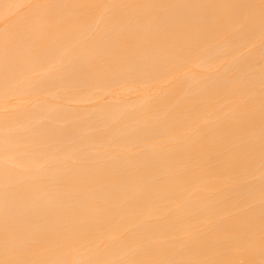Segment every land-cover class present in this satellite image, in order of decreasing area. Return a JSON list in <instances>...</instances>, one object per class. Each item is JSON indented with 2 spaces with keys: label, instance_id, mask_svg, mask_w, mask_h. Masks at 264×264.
I'll use <instances>...</instances> for the list:
<instances>
[{
  "label": "snow or ice",
  "instance_id": "snow-or-ice-1",
  "mask_svg": "<svg viewBox=\"0 0 264 264\" xmlns=\"http://www.w3.org/2000/svg\"><path fill=\"white\" fill-rule=\"evenodd\" d=\"M9 7L23 15L0 39V264H264V0ZM232 22L249 37L259 23L258 72L217 71L229 102L174 136L150 130L65 142L55 109L24 115L14 103L15 76L37 65L99 86L148 67L211 60L213 40ZM212 161L223 180L206 179ZM174 189L194 207L190 217L105 235L107 225L160 205Z\"/></svg>",
  "mask_w": 264,
  "mask_h": 264
},
{
  "label": "bare ground",
  "instance_id": "bare-ground-1",
  "mask_svg": "<svg viewBox=\"0 0 264 264\" xmlns=\"http://www.w3.org/2000/svg\"><path fill=\"white\" fill-rule=\"evenodd\" d=\"M67 3L94 4L121 2V0H0V39L6 29H11L23 13L10 5L19 3ZM169 2V0H156ZM197 3H258L259 0H177ZM103 27L101 23L99 25ZM95 27V25H94ZM36 39H40L39 36ZM211 60L194 62L191 65L167 66L166 68H144L127 72L121 76H110L96 85H79L61 78V73L47 64L37 65L27 74L14 78L17 94L14 103L24 115L32 112L43 114L48 109L57 111L56 125L66 130L62 137L66 142L74 137H98L105 133L156 131L165 138L198 120L201 123L211 118V113L222 104L229 102L223 91L222 79L217 71L234 65L238 74L243 75L250 67L259 70L262 62L260 29L257 23L252 35L245 36L240 25L232 22L223 26L222 34L213 40L209 51ZM220 61H224L223 64ZM198 82H203L200 84ZM72 84L71 87H68ZM206 88V91H202ZM4 85L0 77V122L3 117ZM213 93H217L213 95ZM175 125V127H169ZM26 166L29 161H16ZM206 179L223 180L224 169L212 161L206 166ZM179 189L172 190L158 206L146 205L138 213L107 225L106 236L119 237L124 230L139 231L146 225H164L177 216L190 217L194 207L186 205L178 195ZM232 193L225 192L227 196ZM172 215L169 216L168 213ZM224 223L231 221L226 213L220 217ZM203 217H201V220Z\"/></svg>",
  "mask_w": 264,
  "mask_h": 264
}]
</instances>
